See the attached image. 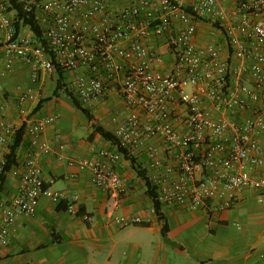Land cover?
<instances>
[{"label":"built area","instance_id":"built-area-1","mask_svg":"<svg viewBox=\"0 0 264 264\" xmlns=\"http://www.w3.org/2000/svg\"><path fill=\"white\" fill-rule=\"evenodd\" d=\"M122 1L128 6L114 11L110 0H41L37 3V19L48 41L46 48L28 38H15L10 3L0 0L6 67L12 68L20 60L31 68L34 80L40 71L53 73L57 67L72 71L83 65L96 67L97 52L87 44L88 31L102 53L110 79L120 84L131 108L129 117L115 131L121 145L132 155H138L145 138L160 137L166 142L169 155L176 154L178 165L173 167L166 165L156 148L148 149L152 164L164 169L152 179L163 204L227 209L237 202V193L245 188L264 191V147L258 139L259 133L264 132V111L236 122L212 116L204 105L208 100L218 111H249L261 100L259 91L247 84L229 90V77L232 73L247 74L264 84V0H239L232 24L226 30L234 55L242 60L254 58L251 64L238 67L222 60L219 46L199 47L194 41L200 21L215 23L225 18L219 0H195L189 4L185 0ZM99 15L101 21L96 22ZM50 18L52 23L48 22ZM153 33L165 36L175 52L176 66L170 73L154 70L155 63L162 58L146 43ZM113 53L126 64L114 60ZM74 88L80 100L88 104L103 99L108 84L97 75H79ZM25 98L23 95L22 101ZM176 103L187 109L183 133L171 120ZM59 118L58 114L48 115L27 126L31 151L10 173L20 178L19 194L4 207L0 255L10 244L15 221L21 216L35 215L42 196L50 197L56 204L69 201L68 210L77 212L79 197L70 189L54 191L47 187L41 166L42 159L52 153L43 134ZM19 128L8 120L7 106L0 103V174ZM122 155L119 151L102 150L90 158L71 159L69 164L77 163L80 169L90 170L96 186L116 191L123 181L113 166ZM260 167L263 169L258 173ZM118 222L125 227L141 219L119 217Z\"/></svg>","mask_w":264,"mask_h":264},{"label":"crops","instance_id":"crops-1","mask_svg":"<svg viewBox=\"0 0 264 264\" xmlns=\"http://www.w3.org/2000/svg\"><path fill=\"white\" fill-rule=\"evenodd\" d=\"M185 1L189 4L195 0ZM238 2L219 0V6L225 13V18L219 22L224 30L212 22L200 21L194 39L199 47L219 46L222 60L234 67L254 62V58L242 60L235 56L226 35ZM109 4L114 11H120L129 3L110 0ZM101 18L99 15L96 22ZM48 22L52 23V18ZM87 35L88 46L97 52L96 67L83 65L74 71L63 69L53 73L40 71L34 80L31 68L20 60L15 61L12 68L6 67L5 37L0 30V103L7 106V118L17 123L19 128L24 120L28 126L48 115L60 116L43 134L52 147V153L42 159L41 166L47 187L54 191L70 189L79 197L77 212L72 213L68 210L69 201L56 204L50 197L42 196L35 215L21 216L15 221L10 244L0 255V264H264V191L245 188L237 193V202L227 209H191L162 204L169 227L164 237L165 221L155 211L147 179L136 171L124 154L113 166L123 181L116 191L96 186L90 170L80 169L77 163L69 164L71 159L90 158L102 150L120 152L116 144L96 131L95 126H102L115 134L118 125L131 114L120 84L110 79L97 43L90 32L87 31ZM19 38L36 41L28 27L22 29ZM146 43L162 58L155 63L154 70L163 74L172 72L176 66V55L168 39L153 33ZM113 58L126 64L115 53ZM79 75H97L108 84L103 99L84 104L90 109L92 119L79 110L64 91L66 88L74 90L78 96L74 83ZM241 84L250 85L261 94L254 110L230 108L218 111L205 100L206 110L216 118L236 122H244L264 111V84H259L250 75L232 73L229 90H235ZM60 85L62 89L58 91ZM23 95H26L24 101ZM186 115L187 109L182 103L173 105L171 120L181 133L186 129L183 124ZM143 118L147 119L144 113ZM258 139L264 147V132L259 133ZM150 147L159 151L166 165H178L176 154L169 155L164 139L145 138L141 152L134 156L151 180L162 174L164 169L152 164L148 155ZM30 151V138L25 136L20 149L21 162ZM262 169L260 167L258 173ZM19 185L20 178L9 175L0 200V225L4 207L18 196ZM119 217H139L141 222L124 227L118 222Z\"/></svg>","mask_w":264,"mask_h":264},{"label":"trees","instance_id":"trees-1","mask_svg":"<svg viewBox=\"0 0 264 264\" xmlns=\"http://www.w3.org/2000/svg\"><path fill=\"white\" fill-rule=\"evenodd\" d=\"M6 1L10 3V10L13 11L15 38L16 39L19 38L22 29L24 27H28L32 31L34 39L36 40L35 42L33 41V43L40 44L48 48V41L44 35L42 26L40 25L37 19V13H38L37 3L40 2L41 0H6ZM214 24L219 29L224 30L219 22H215ZM57 70L62 72L63 68L57 67ZM61 89H62V85L59 86L58 91H60ZM64 91L68 94V96L71 98V100L79 110L84 112L89 118L91 119L93 118L90 109L84 106V103L80 100L79 95L78 96L76 95L74 90L72 91L71 89L66 88L64 89ZM95 129L105 139L116 144L120 152L123 153L125 157L131 161L136 171L147 179L148 193L154 200L155 211L159 216V218L165 221L166 218L162 210L163 203L159 199L157 185L149 177H147L146 172L142 168V165L138 161L137 157L129 153L128 150L121 145L120 141L118 140L115 134L106 130L102 126H95ZM26 130H27V124L24 123L15 132V135L10 143L9 151L6 154V165L4 167L3 172L0 174V200L2 199V194L5 189V184L8 181L10 173L16 166L19 165L20 149L25 140ZM168 231H169L168 223L165 221L163 227L164 237L167 236Z\"/></svg>","mask_w":264,"mask_h":264}]
</instances>
